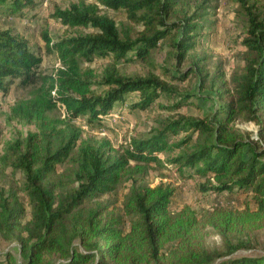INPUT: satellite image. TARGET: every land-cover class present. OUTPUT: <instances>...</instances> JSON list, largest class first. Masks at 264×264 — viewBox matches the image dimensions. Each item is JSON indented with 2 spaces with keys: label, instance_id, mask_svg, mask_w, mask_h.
<instances>
[{
  "label": "trees",
  "instance_id": "trees-1",
  "mask_svg": "<svg viewBox=\"0 0 264 264\" xmlns=\"http://www.w3.org/2000/svg\"><path fill=\"white\" fill-rule=\"evenodd\" d=\"M190 1L95 0L57 8L54 15L63 24L90 31L53 41L61 63L54 75L38 71L42 56L23 36L0 31V93L13 84L29 87V97L12 111L37 127L5 147V157L25 175L31 219L22 221L25 204L16 192L0 197V234L18 237L25 264H264V251L237 253L264 231L263 3L237 0L248 22L244 43L251 55L245 68L228 79L218 67L209 80L203 59L195 58L194 67L180 73L179 78L195 70L205 73L201 83L207 82L218 100L211 113L171 118L148 136L130 138L113 154L108 141L93 144L77 128L64 129L46 116L48 110L61 108L69 120L86 114L100 121L127 94L138 93L136 105L146 107L160 93L176 91L155 74L122 72L118 61L150 62L151 51L162 41L174 47L178 62L184 61L202 35L205 25L199 20L214 7L211 0H200L189 16L185 6ZM35 3L0 0V9L26 16ZM101 6L125 11L131 23L118 24ZM45 40L49 45L51 38L45 35ZM95 56L113 60L98 80L105 85L100 93L91 89L95 74L84 65ZM238 120L255 122L258 136L245 139ZM162 152L182 175L202 177L200 190L248 192L255 205L245 200L238 209L218 206L197 214L185 205L173 211V186L140 181L151 164L160 163ZM123 175L132 178V185L114 208L109 197ZM209 228L219 234V245L208 246ZM6 264H17L11 253Z\"/></svg>",
  "mask_w": 264,
  "mask_h": 264
},
{
  "label": "rangeland",
  "instance_id": "rangeland-1",
  "mask_svg": "<svg viewBox=\"0 0 264 264\" xmlns=\"http://www.w3.org/2000/svg\"><path fill=\"white\" fill-rule=\"evenodd\" d=\"M80 1L94 2L95 0H36L34 7L26 10L27 15H13L9 11L0 9V31L9 32L26 40L27 46L36 54L42 56L39 72L43 75H54L61 66L59 59L53 51V41L87 33L86 27H70L63 24L55 17L57 8H68L72 3ZM264 4V0H258ZM191 2V3H190ZM190 5L185 6L187 15L194 13L200 0H191ZM214 7L208 8L207 18L204 22L202 35L194 50H190L184 61L178 62L177 52L170 47L169 41H162L158 47L151 51V61L146 62L139 58L128 61L120 60L121 71L133 76H149L155 74L166 81L174 90L171 93H160L148 106H137L138 93H130L122 102H117L110 113L100 121H92L89 116L83 114L75 120H69L61 108L50 109L46 112L47 119L64 129L77 128L81 138L90 140L99 145L108 141L113 150L111 153L121 151L132 137H145L151 134L154 128L166 123L171 118L181 115L204 116L211 113L218 105V100L211 93L207 82L202 85L201 80L205 73L192 71L186 77L179 78L180 73L189 66L194 67L193 60L199 59L205 64L208 79L214 75L220 67L228 78L235 70L247 66V56L250 49L244 43L246 26L248 24L246 13L237 0H211ZM101 10L113 17L118 24H129L127 14L123 10H113L101 6ZM45 35L51 38L46 44ZM132 54V53H131ZM251 55V52L249 56ZM109 56H95L91 63L84 64L92 68L95 78L91 89L97 93L103 92L105 85L98 83L104 69L112 63ZM196 68V67H195ZM166 69H169L167 71ZM175 74L177 77L173 78ZM29 87L21 84H13L7 93H0V197L7 196L10 192H16L20 200L24 202L25 209L22 221L28 222L32 217L31 207L23 191L25 175L21 170L15 169L5 157V147L8 142L22 139L30 131L37 129L32 121L18 117L12 107L19 100L29 97ZM51 95H55L51 92ZM49 95L51 98L52 96ZM188 98V99H186ZM183 102L181 106H176ZM237 128L245 139H255L258 136V126L253 121L238 120ZM161 161L151 164L148 171L141 176L140 181L149 185L163 183L171 185L175 194L171 202L173 211L180 210L183 206H191L197 214L206 209L218 206L240 208L245 200H249L254 206L248 192H211L202 191L200 182L204 179L198 175L192 177L182 175L175 166L168 161L166 152L160 154ZM134 164V162H131ZM185 170V169H184ZM132 185V178L123 175L113 194L109 199L114 208L120 207L122 200ZM128 229V223L126 224ZM207 244L210 247L220 243V236L212 228L208 229ZM264 251V231L253 235L251 245L239 250L238 254H255ZM7 253H11L17 264H25L26 260L20 253V241L16 235L4 232L0 234V264L7 263ZM56 257V255L54 256Z\"/></svg>",
  "mask_w": 264,
  "mask_h": 264
}]
</instances>
